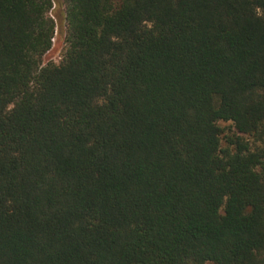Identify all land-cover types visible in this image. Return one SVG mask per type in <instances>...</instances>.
Segmentation results:
<instances>
[{
    "label": "trees",
    "instance_id": "1",
    "mask_svg": "<svg viewBox=\"0 0 264 264\" xmlns=\"http://www.w3.org/2000/svg\"><path fill=\"white\" fill-rule=\"evenodd\" d=\"M208 263L264 264V0H0V264Z\"/></svg>",
    "mask_w": 264,
    "mask_h": 264
},
{
    "label": "rangeland",
    "instance_id": "2",
    "mask_svg": "<svg viewBox=\"0 0 264 264\" xmlns=\"http://www.w3.org/2000/svg\"><path fill=\"white\" fill-rule=\"evenodd\" d=\"M51 16L54 18L56 29L52 40V46L50 51L44 56L43 63L59 64L64 56L66 44H65V7L57 5L53 9ZM228 124H222L227 126ZM211 264V263H208Z\"/></svg>",
    "mask_w": 264,
    "mask_h": 264
}]
</instances>
